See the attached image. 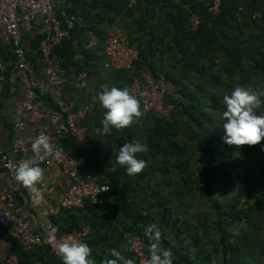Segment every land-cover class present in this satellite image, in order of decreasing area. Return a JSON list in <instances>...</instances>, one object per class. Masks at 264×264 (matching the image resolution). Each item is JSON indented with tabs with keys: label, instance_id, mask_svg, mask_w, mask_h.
Returning <instances> with one entry per match:
<instances>
[{
	"label": "crops",
	"instance_id": "obj_1",
	"mask_svg": "<svg viewBox=\"0 0 264 264\" xmlns=\"http://www.w3.org/2000/svg\"><path fill=\"white\" fill-rule=\"evenodd\" d=\"M127 1L62 0L55 6L63 28H67V19L76 16L83 17L88 30L95 32L101 39L118 27L141 55L134 71L106 68L104 47L86 48L84 44L87 32L76 24L69 30L63 44L57 48L66 70L65 83L61 87L51 88L46 95L40 97L41 112L35 115L34 121L26 122L22 131L17 130L15 125L22 120L24 90L19 82L10 37L0 27V65L4 67L0 70L3 86L0 98V149L10 152L18 140H30L39 130L51 131L57 125L64 126L66 116L61 113L57 104L58 100H62L73 104L75 111L88 108L79 126L88 128L93 142L90 151L93 152L94 161L91 162L85 156V159L80 158V154L75 157L86 179L107 183L110 179L117 178L118 174L122 175L121 172L122 176L129 179L128 185L122 179L120 183L126 186L130 200L135 207L138 204V209L126 206L119 196H114L116 202L110 200L102 208L95 207V213H89V210L84 213L79 212L83 210L67 211L62 208L61 200L67 194L70 182L64 173L52 167L40 165L44 174L43 180L37 185L39 195L19 181L20 195L16 199L15 213L26 220L34 231L51 229L59 233L64 227H75L78 221L83 225L91 223L89 227L94 224L92 228L96 231L88 235L86 242L92 249L95 264H102L104 260L113 258L109 251L112 248L120 250L125 257L130 256L123 231H127L128 225L134 222L129 216L133 210L154 213L153 224L158 225L161 236L168 234L171 241L169 228L174 223L168 228L161 218V211L150 207L151 205L165 204L172 212L171 217L174 218L181 212L191 226L212 233L216 220L212 201L220 202L230 198L234 192H237L238 197L240 188L251 190L250 179L243 174H233L234 171L222 162V154H214L208 144L205 147L198 126L187 122L182 112L177 114L176 111L174 117L168 120L167 124H173L179 133L168 137H174L173 144H164L167 153L159 159L155 158L156 151L147 136L158 118L152 113L142 110L143 116L136 118L131 125L121 129L113 128L111 133L101 137V120L105 109L99 102L98 92L113 86L129 88L134 77L142 80L144 74H150L153 78L167 76L191 91V95L195 97V105L191 106L195 108L193 110L198 105L200 113L206 110L210 114L207 106L215 105L216 109H209L215 112L210 114L212 125L216 127L215 138L216 141L227 144L223 139L221 118L225 110L223 97L230 94L236 86L264 90V0H224L225 11L215 19L209 16L207 6L197 0H139L135 9H131ZM248 3L250 8L247 7ZM238 4L245 5V11L237 12L235 7L237 9ZM260 10L262 17L255 20L254 14ZM190 12L202 16L208 24L204 23L198 32H191L188 25ZM38 41V34L33 36L23 32V42L33 60L36 74H41ZM83 71L88 72V77L79 79V74ZM175 85L179 99L175 100L171 93L167 95L168 100H175L174 102L183 97L181 87L176 83ZM257 112H264V106L257 109ZM193 114L196 116L194 111ZM65 140L62 141V146L69 152L67 143L64 144ZM135 141L147 145L146 152L136 153L138 158L147 161V165L140 173L129 175L124 166L116 162V155L122 144ZM175 144L179 145L173 151ZM262 144L250 145L249 150L253 159L252 166L256 174L262 176L261 181H254L255 186H252L257 192L264 188ZM230 146L233 150V145ZM244 146L234 145V150H237L234 161L246 151ZM77 148L82 149L80 146ZM168 165L171 166L170 171ZM145 173L146 178H142L141 175ZM10 184L9 173L0 166V198L5 195ZM201 209L205 213H200ZM85 214L88 219L83 218ZM209 239L215 241L217 237L207 238L206 241ZM209 244L204 246L205 254L212 251V244ZM15 248L16 243L11 233L0 226V258L13 253ZM197 262L222 264L219 255L210 256L209 259L201 258Z\"/></svg>",
	"mask_w": 264,
	"mask_h": 264
},
{
	"label": "built area",
	"instance_id": "obj_2",
	"mask_svg": "<svg viewBox=\"0 0 264 264\" xmlns=\"http://www.w3.org/2000/svg\"><path fill=\"white\" fill-rule=\"evenodd\" d=\"M61 1L0 0V27L5 29L10 37L19 82L24 90L22 120L15 125L19 131L24 130L26 122L34 121L35 115L39 114L40 97L46 95L51 88L61 87L65 83L66 70L64 62L56 50L68 37L69 30L76 24L87 32L84 44L86 48L104 47L106 68L131 72L134 71L139 60L140 52L124 38L121 29L118 27L110 30L107 36L101 39L95 32L88 30L83 17L76 16L67 19V28H63L55 10V6ZM138 2L139 0H129V7L135 9ZM197 2L205 4L212 16H219L222 12V0H197ZM244 6L240 5L238 12H243L245 10ZM261 17L262 11H256L254 19L260 20ZM38 20H40L39 23H37ZM201 24V16L190 12L189 28L192 31H197ZM23 32L33 36L39 35L38 55L41 74H36L33 60L23 42ZM3 69L4 67L0 65V70ZM87 77L88 72L86 71L79 74V79ZM128 89L132 94L140 97L142 110L146 113L170 119L177 108L174 101L179 99V94L175 83L167 76L153 78L150 74H144L142 80L139 77H134ZM145 90L150 95L147 97L140 96L141 92ZM2 92L3 86L0 81V98ZM168 93L174 95V101L168 100ZM168 103H170L169 106H167ZM57 104L62 114L66 116L64 126L57 125L51 131L45 132L39 130L30 140L23 142L18 140L13 144L10 152H4L0 149V166L11 177L8 190L0 198V226L11 233L12 237L21 245L23 251L38 252L42 247H48L52 254L61 258V255L58 254L59 243L85 241L90 229L85 228L60 234L51 229H45L43 232L34 231L26 220L15 213L16 199L20 195L19 181L15 177L16 166L21 162L32 161L38 166L45 165L64 173L70 182L67 194L61 200V206L65 210L84 209L88 202L102 206L105 200L104 196L109 191V186L85 179L80 172L79 161L62 146L64 139L74 138L80 147L92 148L93 142L89 137L88 128L77 125V121H81L86 116L88 108L84 107L75 111L73 104L62 100H58ZM41 135L47 136L52 146L51 154L43 159L32 149L33 141ZM104 188H107V190H101ZM123 237L136 264H147L150 259V246L134 232H125ZM0 264L21 263L18 256L11 253L0 258ZM33 264L41 263L37 261Z\"/></svg>",
	"mask_w": 264,
	"mask_h": 264
},
{
	"label": "trees",
	"instance_id": "obj_3",
	"mask_svg": "<svg viewBox=\"0 0 264 264\" xmlns=\"http://www.w3.org/2000/svg\"><path fill=\"white\" fill-rule=\"evenodd\" d=\"M238 7L239 4L237 5V9L235 7L237 12ZM247 7L250 8V4ZM223 11H225L224 0H222L221 14L219 16H212L209 13V16L212 19H215L216 17L218 18L222 15ZM201 18L202 24L196 32L201 30L204 23L208 24V21L205 22V18L202 16ZM175 83L181 87L180 91L183 94V97L175 102L177 114H181L182 112L187 119V122H191L192 124L198 126V132L202 139V144H204L205 147L208 144L210 150L214 154H222V157H220L222 158V162L227 164L226 167H229L232 171H234L233 174H243L245 177L247 176L248 180L250 179L251 190L245 191V189L240 188L239 190L241 191L238 192V197L237 192H234V195L230 198L220 200V202L212 201V208H214L216 216L212 233L207 230L201 231L202 229L196 228L194 225L191 226V224L187 222V218L181 215V212H178V215L174 218L171 217L172 212L165 206V204L151 205L150 207L161 211L163 214L161 218L168 228L170 224L174 223L169 228V231L171 232V236H169L171 241H169L167 237L168 234L165 236L163 235L161 236L159 245L162 248L170 249L172 251L174 256L173 264H197L198 259H209L210 256L214 255L215 257H218V255L221 256L222 264H264V188L262 187V189L258 192L257 190L254 191V188H252L254 181L255 183L260 182L262 176H260V174H256V171L252 166L251 161H253V159L250 157V145L247 146V144H245L244 149H246V151L242 154L243 156H238L239 158L234 161L237 151L234 150V145L232 150L229 144H223L216 141V134L214 133L216 127L215 125H212L213 119L210 117V114L205 112L206 110L203 109V113H200L198 105H196V110H193L195 108L191 106L195 105V97L191 95V91H189L188 88L183 87L180 82L176 81ZM185 102H187V104ZM188 103H190V105H188ZM207 109L214 110L216 108L215 105L212 106L211 104L207 106ZM193 111L196 113V116L193 114ZM168 122L169 121L167 119L159 117L156 118V125L151 127L150 132L147 134V136H149L148 139L151 140V146H154L156 151V156L153 155L156 159L161 158L165 153H167V149L164 145L166 142H171L173 144L174 137H168L172 135L176 136L179 133V130L174 127L173 124H167ZM65 143H67V149L71 151L69 152L74 158L76 157V154H80V158L85 159L86 157L87 159L92 160L91 162L94 161L93 152L90 151L92 148L87 149L80 147L82 149H78L77 147L79 145L74 138H67L64 141V144ZM178 145H174L173 151L177 149ZM251 155L253 157L255 156L254 154ZM168 166V171H170L171 166ZM97 167L101 168L100 166ZM121 174L123 175L122 172ZM233 174L232 176H234ZM122 175L118 174L117 178L114 177L109 180L110 182L106 183L110 187L108 194H105L106 202L108 203L110 200L116 202L114 196H119L123 204L132 209H138V204L136 203L135 207L134 202L130 200V195L127 194L126 186L120 183L121 179L127 185L129 183V179ZM146 176V173L141 175L142 178H146ZM98 183L102 184V182ZM95 207L100 208L98 205H93L91 202H88L86 204L87 210L79 212L84 213L89 210V213H95ZM149 213L150 214L139 213L135 210H133L132 213H129V216L134 220V222H131L128 225L127 230L136 232V234H138L142 240L150 246L152 241L145 234V227L154 223L155 214L152 212ZM83 218L88 219V215L85 214ZM81 223L82 222L78 221L75 227L72 228L64 227V229L59 231V234L75 230H83L91 225L89 222L84 225ZM93 225L94 224H92L89 228H91L95 233L96 230L95 228H92ZM201 225L203 226L204 224L201 223ZM159 227L161 226L159 225ZM94 233L91 235L93 236ZM91 237L89 239H91ZM213 237H217V239L215 241L213 239H209L208 242L206 241L207 238ZM13 240L15 239L13 238ZM86 241L87 239L85 242ZM15 243L16 248L13 253L18 256L21 264H33L37 261H40L41 264H64V261L52 254L48 247H42L38 250V252H25L17 240H15ZM167 244L170 245V247ZM205 244L212 246V251L207 252V254H205L204 250ZM43 254L46 255L43 256ZM130 256L128 255V257Z\"/></svg>",
	"mask_w": 264,
	"mask_h": 264
},
{
	"label": "clouds",
	"instance_id": "obj_4",
	"mask_svg": "<svg viewBox=\"0 0 264 264\" xmlns=\"http://www.w3.org/2000/svg\"><path fill=\"white\" fill-rule=\"evenodd\" d=\"M97 95L102 108L105 109L103 119L101 120V137H103V134L111 133L113 128L121 129L131 125L136 118L144 114L140 97L132 94L127 87L120 88L113 86L110 89L104 88L102 91H99ZM149 95L150 93L147 90L140 94V96L143 97ZM223 102L225 105V110L221 117L224 130L223 139L227 144L236 146L245 144L256 145L264 140V112H257V109L264 106V90H254L251 87L236 86L230 94L223 97ZM173 116L170 119H172ZM261 148L264 149V144L261 145ZM32 149L35 153L39 154L41 159L50 155L52 152V146L48 137L45 135L38 136L33 141ZM146 151V144L139 141L126 142L119 148L118 154L116 155V162L124 166L127 174L136 175L147 165V161L138 158L136 153ZM43 174L44 170L32 161L21 162L15 168L16 179L20 181L22 185L28 187L30 191L37 193V195H39L37 185L43 180ZM101 190H107V188ZM108 192L106 194H108ZM104 199V204L102 206L98 205L100 208L104 207L106 204V196H104ZM85 208L76 209L74 211L85 210ZM89 229L91 233L92 229ZM125 232L133 233V231L127 230L123 231V234ZM145 234L152 241L150 245V259L147 261V264H173L174 256L172 251L162 248L159 245L161 239V231L159 228L155 224H150L145 227ZM109 251L113 258L104 260L102 264H136L133 258L125 257L122 252L116 248H112ZM91 252L92 249L90 245L85 241H64L58 245V254L61 255L64 264H95Z\"/></svg>",
	"mask_w": 264,
	"mask_h": 264
},
{
	"label": "rangeland",
	"instance_id": "obj_5",
	"mask_svg": "<svg viewBox=\"0 0 264 264\" xmlns=\"http://www.w3.org/2000/svg\"><path fill=\"white\" fill-rule=\"evenodd\" d=\"M121 32H122V34H123V30H121ZM123 36H124V34H123ZM124 38H125V37H124ZM125 39H126V38H125ZM126 40H127V39H126ZM169 105H170V103H168L167 106H169ZM40 112H41V106H40ZM40 112H39V113H40ZM208 112H209L211 115H212V114H215L214 111H211V110H209V109H208ZM79 122H80V121H77V125H79ZM44 132H45V131H44ZM262 141H264V140H262ZM262 141L260 142V144H262ZM60 142H61V141H60ZM196 211H198V210H196ZM196 211H195V212H196ZM195 212H194V213H195ZM200 213H205V212L201 209V210H200Z\"/></svg>",
	"mask_w": 264,
	"mask_h": 264
}]
</instances>
